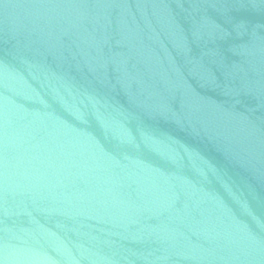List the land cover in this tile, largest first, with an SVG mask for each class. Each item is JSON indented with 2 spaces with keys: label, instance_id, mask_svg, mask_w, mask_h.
Listing matches in <instances>:
<instances>
[{
  "label": "water",
  "instance_id": "water-1",
  "mask_svg": "<svg viewBox=\"0 0 264 264\" xmlns=\"http://www.w3.org/2000/svg\"><path fill=\"white\" fill-rule=\"evenodd\" d=\"M0 264H264V0H0Z\"/></svg>",
  "mask_w": 264,
  "mask_h": 264
}]
</instances>
